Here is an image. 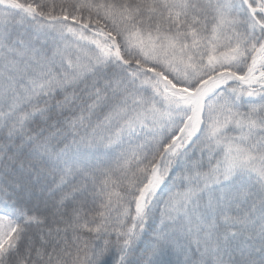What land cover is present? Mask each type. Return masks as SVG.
I'll return each mask as SVG.
<instances>
[{"label": "snow or ice", "instance_id": "1", "mask_svg": "<svg viewBox=\"0 0 264 264\" xmlns=\"http://www.w3.org/2000/svg\"><path fill=\"white\" fill-rule=\"evenodd\" d=\"M0 264H264V0H0Z\"/></svg>", "mask_w": 264, "mask_h": 264}]
</instances>
